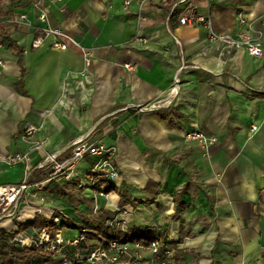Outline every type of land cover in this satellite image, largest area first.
I'll list each match as a JSON object with an SVG mask.
<instances>
[{
  "label": "crops",
  "instance_id": "crops-1",
  "mask_svg": "<svg viewBox=\"0 0 264 264\" xmlns=\"http://www.w3.org/2000/svg\"><path fill=\"white\" fill-rule=\"evenodd\" d=\"M123 1L0 0V23L20 52L0 37V185L42 175L46 169L35 167L46 153L63 158L80 138L98 141L115 147L119 175L113 182L99 176V189L76 186L92 204L94 191L105 195H97L96 217L78 210L75 222L124 219L128 232L175 245V264H264V0H148L141 10L135 0L127 7ZM189 6L209 15L218 32L235 31L241 12L263 54L209 41L203 25L181 24ZM39 7L51 26L92 48L87 68L73 44L62 51L45 37L32 47ZM20 13L30 26L8 21ZM178 73L170 104L138 107L163 100ZM26 122L38 129L23 139ZM196 128L215 143L188 140ZM32 142L43 147L30 151L29 164L4 160ZM95 160L82 159L77 174L87 175ZM62 183L27 190L11 216L0 214V228L36 215L68 216L76 205L55 193ZM109 185L115 190L107 193Z\"/></svg>",
  "mask_w": 264,
  "mask_h": 264
},
{
  "label": "built area",
  "instance_id": "built-area-1",
  "mask_svg": "<svg viewBox=\"0 0 264 264\" xmlns=\"http://www.w3.org/2000/svg\"><path fill=\"white\" fill-rule=\"evenodd\" d=\"M133 0H124L123 6L127 7ZM141 10L143 4L148 0H135ZM140 17V16H139ZM38 25L40 35L35 37L31 45L38 47L45 37L52 38L51 46L58 50H66L68 44L77 46L82 54L83 66L87 68L91 63L92 48L80 45L71 35L63 31L59 27H53L49 23L48 14L45 9L38 8ZM13 23H20L30 26L26 14L20 13L17 17L9 19ZM236 21L238 28L235 31L218 32L212 25L209 15L194 12L189 6L184 14L179 18L181 24H200L206 28V36L209 41H219L227 46L234 48H242L253 56H261L263 54L262 40L258 35L252 33L249 29V21L241 13L237 12ZM136 41H145L142 38H135ZM129 71H134L135 64L124 63L122 65ZM180 72V71H179ZM180 88L179 73L174 76L171 87L167 96L156 103L149 106H138L140 109L156 108L170 104L172 98L178 93ZM256 126L253 125L252 129ZM38 129V126L26 122L23 126L21 137L23 139L30 138ZM188 140H197L204 148L215 143L213 136H206L200 129L196 128L186 133ZM43 147V142H32L30 148L24 152L8 154L4 160L9 163L22 162L29 164L30 151L38 150ZM115 147L107 146L98 141H88L86 138L76 140L72 146L69 155L59 158L56 153H46L43 160L36 165L37 169L49 170L48 176L40 181L30 182L29 175L19 184H3L0 185V214L6 213L11 216L10 209L16 207L21 198L26 197L29 189L34 193L45 189L53 180H62L69 184H76L79 187H93L96 179L103 175L107 181L113 182L119 175L113 163V155ZM87 156H95L90 172L87 175L80 176L77 174L78 163ZM97 195H105L103 190L94 191L93 195V211H98ZM125 211V210H124ZM121 213L122 210H119ZM52 217L53 223L58 224L62 217ZM114 231H120L121 237L112 238L106 244L94 242L90 240L84 229L58 228L51 237L45 229L40 230L36 234L20 233L15 238V243L20 247H31L41 249L45 252L53 253L59 264H175L176 246L166 238H154L148 243L140 241H131L125 239L128 233L125 220H117L112 218L107 223Z\"/></svg>",
  "mask_w": 264,
  "mask_h": 264
},
{
  "label": "trees",
  "instance_id": "trees-1",
  "mask_svg": "<svg viewBox=\"0 0 264 264\" xmlns=\"http://www.w3.org/2000/svg\"><path fill=\"white\" fill-rule=\"evenodd\" d=\"M5 24L0 23V37L7 47L19 55V48L15 41L5 32ZM24 74V73H23ZM22 81V76L20 82ZM42 171L44 169H36ZM49 170L41 174H35L33 178L29 176L30 182H36L45 179L48 176ZM33 178V180H32ZM63 183L57 185L54 189L55 193L64 197L69 203L70 198L77 193L78 187L76 184ZM104 182L97 181L94 185L95 189H99ZM50 185L46 187L49 188ZM76 187V188H75ZM115 190L111 185L107 186L104 191L110 192ZM79 193V192H78ZM80 195V193H79ZM61 216V215H60ZM74 228L77 230L84 229L88 238L94 242L106 244L109 239L121 237L120 231H114L106 222L88 219L84 223H77L75 220L68 216H63L58 224H54L52 218H45L41 215H36L33 222L29 223H16V228L12 230H5L0 228V264H59L57 258L53 253L45 252L41 249L31 247H20L15 243V238L19 233L30 234L28 231L45 229L49 232L50 236H54V232L58 228ZM157 238L149 236L146 231H131L125 236V239L131 241H140L148 243L150 240Z\"/></svg>",
  "mask_w": 264,
  "mask_h": 264
},
{
  "label": "rangeland",
  "instance_id": "rangeland-1",
  "mask_svg": "<svg viewBox=\"0 0 264 264\" xmlns=\"http://www.w3.org/2000/svg\"><path fill=\"white\" fill-rule=\"evenodd\" d=\"M78 191V190H77ZM82 196V195H81ZM80 195H79V193L77 192V193H74V195L70 198V201L71 202H73L74 203V205H76V207L75 208H72L71 210H68L67 209V211L65 212L67 215H68V217H74V215H76V216H81V215H78V210H80V211H82L81 213H83V215H85V216H87L88 217V219H91V217H96L95 216V214H93V212H92V208H93V204H92V202L90 201V200H85V199H83V198H80L81 197ZM80 199V200H79ZM70 202V203H71ZM84 202V203H83ZM57 203H62L61 202V200H58L57 201ZM79 203H83L82 205H81V207L80 208H77V206L79 205ZM69 208V207H68ZM91 209V210H90ZM12 210H14V209H12ZM77 212V213H76ZM90 217V218H89ZM76 218V217H75ZM82 218H84L83 216H82ZM93 219V218H92ZM96 219H101V217H97ZM82 220V219H81ZM80 223H84V219L80 222ZM28 232H30V233H34V234H36L37 232H39L38 230H33V231H28ZM78 232V230L76 229L75 230V233H77Z\"/></svg>",
  "mask_w": 264,
  "mask_h": 264
}]
</instances>
